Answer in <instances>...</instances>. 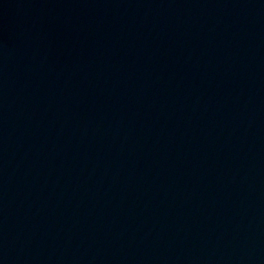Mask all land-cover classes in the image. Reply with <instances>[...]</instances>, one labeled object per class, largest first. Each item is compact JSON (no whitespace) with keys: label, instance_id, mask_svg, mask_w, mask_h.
<instances>
[{"label":"water","instance_id":"95a60500","mask_svg":"<svg viewBox=\"0 0 264 264\" xmlns=\"http://www.w3.org/2000/svg\"><path fill=\"white\" fill-rule=\"evenodd\" d=\"M0 264H264V0H0Z\"/></svg>","mask_w":264,"mask_h":264}]
</instances>
